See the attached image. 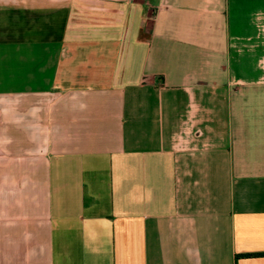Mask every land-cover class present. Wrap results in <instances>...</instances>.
Listing matches in <instances>:
<instances>
[{
    "label": "crops",
    "instance_id": "1",
    "mask_svg": "<svg viewBox=\"0 0 264 264\" xmlns=\"http://www.w3.org/2000/svg\"><path fill=\"white\" fill-rule=\"evenodd\" d=\"M0 264H264V0H0Z\"/></svg>",
    "mask_w": 264,
    "mask_h": 264
},
{
    "label": "trees",
    "instance_id": "2",
    "mask_svg": "<svg viewBox=\"0 0 264 264\" xmlns=\"http://www.w3.org/2000/svg\"><path fill=\"white\" fill-rule=\"evenodd\" d=\"M245 256H252V255H257V254H251V253H248V254H244Z\"/></svg>",
    "mask_w": 264,
    "mask_h": 264
}]
</instances>
